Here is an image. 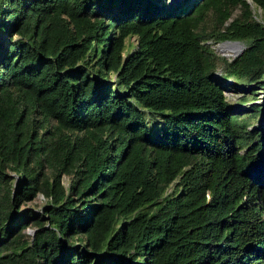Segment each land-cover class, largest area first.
Returning <instances> with one entry per match:
<instances>
[{"label": "trees", "instance_id": "trees-1", "mask_svg": "<svg viewBox=\"0 0 264 264\" xmlns=\"http://www.w3.org/2000/svg\"><path fill=\"white\" fill-rule=\"evenodd\" d=\"M251 4L0 0V264H264V102L211 77L264 87Z\"/></svg>", "mask_w": 264, "mask_h": 264}, {"label": "rangeland", "instance_id": "rangeland-1", "mask_svg": "<svg viewBox=\"0 0 264 264\" xmlns=\"http://www.w3.org/2000/svg\"><path fill=\"white\" fill-rule=\"evenodd\" d=\"M160 1H163L164 4H161ZM188 1L192 0H156V2L165 8L171 9L174 5H181L183 3H186ZM231 16L236 15L239 13L238 7H234L230 11ZM203 14V24L205 26L211 27L213 26V22L210 21V14L209 12ZM251 16L259 21H264V10L261 8L254 6L251 4ZM201 24V26H203ZM125 51H130L134 47L135 38L134 36H129L125 38ZM240 43V42H239ZM220 43L218 42H211L210 47L213 49V53H215L217 56H223L224 54L219 49ZM225 56V55H224ZM234 56V55H232ZM232 56H225L227 58H231ZM216 58V57H214ZM216 60V59H215ZM211 77L217 79V81L221 82L223 86V95L227 103V108L231 110H236L238 112L244 111L242 109H246V106H248L251 102H257L259 104H262L264 102V87L259 88H250V85H233L231 78H225L221 74V66L218 61H216V65L212 71ZM264 81V79H263ZM247 110H245L244 115H247ZM146 119L148 120L149 117L146 115ZM250 124L252 126H255L262 121H264V112L257 113L255 117H251L248 119ZM150 125H152V122H150ZM69 177L67 175L61 176V181L64 186L68 184ZM172 187V184L167 189L168 191ZM47 202L46 197H44L42 194L38 193L36 194L31 200H28L26 202H23L21 204V208L23 209H30L37 214H42V206L45 205ZM34 228L30 225L26 226L23 231L27 234H32Z\"/></svg>", "mask_w": 264, "mask_h": 264}, {"label": "bare ground", "instance_id": "bare-ground-1", "mask_svg": "<svg viewBox=\"0 0 264 264\" xmlns=\"http://www.w3.org/2000/svg\"><path fill=\"white\" fill-rule=\"evenodd\" d=\"M234 47L237 48L235 45H231L230 43H220L219 49L225 56H232L234 55Z\"/></svg>", "mask_w": 264, "mask_h": 264}, {"label": "water", "instance_id": "water-1", "mask_svg": "<svg viewBox=\"0 0 264 264\" xmlns=\"http://www.w3.org/2000/svg\"><path fill=\"white\" fill-rule=\"evenodd\" d=\"M223 42H226V43H230L231 45H235L237 48L235 49L234 47V55H237L242 49H243V44L238 40H223V41H220L218 43H223Z\"/></svg>", "mask_w": 264, "mask_h": 264}]
</instances>
